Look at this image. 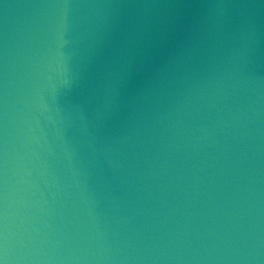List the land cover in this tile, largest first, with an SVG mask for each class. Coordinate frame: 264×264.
I'll use <instances>...</instances> for the list:
<instances>
[{
    "label": "water",
    "instance_id": "95a60500",
    "mask_svg": "<svg viewBox=\"0 0 264 264\" xmlns=\"http://www.w3.org/2000/svg\"><path fill=\"white\" fill-rule=\"evenodd\" d=\"M0 264H264V0H0Z\"/></svg>",
    "mask_w": 264,
    "mask_h": 264
}]
</instances>
